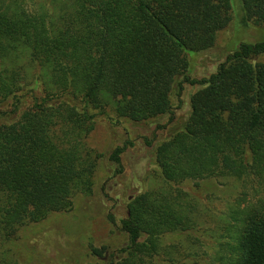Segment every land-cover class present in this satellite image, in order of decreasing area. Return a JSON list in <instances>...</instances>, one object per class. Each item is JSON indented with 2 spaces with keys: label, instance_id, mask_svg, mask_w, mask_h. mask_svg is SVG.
<instances>
[{
  "label": "trees",
  "instance_id": "1",
  "mask_svg": "<svg viewBox=\"0 0 264 264\" xmlns=\"http://www.w3.org/2000/svg\"><path fill=\"white\" fill-rule=\"evenodd\" d=\"M236 6L241 26L264 30V0ZM233 15L231 0H0V105L9 106L0 112V264H18L5 246L20 229L92 193L103 155L86 141L98 116L169 115L184 85L198 90L182 127L154 150L158 185L131 198L120 220L128 245L90 252L106 264H183L184 250L164 244L183 235L201 247L199 202L182 186L234 181L253 197L244 192L230 211L236 245L218 260L264 264V43L240 44L207 78L188 76L187 54L211 49ZM132 147L109 154L118 173Z\"/></svg>",
  "mask_w": 264,
  "mask_h": 264
},
{
  "label": "rangeland",
  "instance_id": "2",
  "mask_svg": "<svg viewBox=\"0 0 264 264\" xmlns=\"http://www.w3.org/2000/svg\"><path fill=\"white\" fill-rule=\"evenodd\" d=\"M231 2L233 24L217 34L214 46L208 51L187 54L189 77L201 79L215 73L240 44L264 43V30L241 26L237 0ZM197 90V87L184 85L180 109L174 99L169 115L144 123L116 120L110 114L98 116L86 141L89 148L103 155L92 193L75 197L69 212L52 214L38 224L20 229L16 239L5 246L17 263L106 264L109 258L106 256L100 260L94 257L90 248L104 247L111 253L128 245V238L119 227L120 220L126 217L127 203L134 196L157 187L158 180L153 175L156 170L154 150L182 127L190 112V96ZM0 112H9V106L0 105ZM154 136L155 141L148 148L145 140L150 142ZM125 142H131L133 147L122 156V171L118 173L119 168L108 161V156ZM182 187L199 202L200 225L196 237L201 247H190L183 235L167 236L164 244H178L184 250L182 257L187 259L183 264H221L218 258H225V244L236 245L234 238L238 223L231 219L230 211L242 207L240 198L244 192L251 200L252 186L234 181L220 185L207 180L197 184L187 182ZM109 215L113 216L115 224L109 221Z\"/></svg>",
  "mask_w": 264,
  "mask_h": 264
}]
</instances>
